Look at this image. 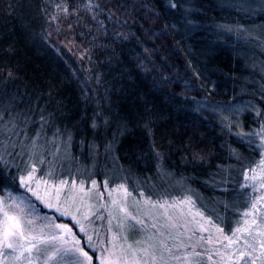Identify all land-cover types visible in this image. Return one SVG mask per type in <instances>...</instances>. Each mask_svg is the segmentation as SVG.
<instances>
[{"label":"snow or ice","instance_id":"6c2138e0","mask_svg":"<svg viewBox=\"0 0 264 264\" xmlns=\"http://www.w3.org/2000/svg\"><path fill=\"white\" fill-rule=\"evenodd\" d=\"M169 6L183 7L180 0ZM220 7L235 18L212 25L213 34L242 43L239 54L258 80L244 78L239 95L248 99L241 103L235 96L213 103L214 88L192 98L200 121L211 118L229 139L220 150L203 133L183 142L180 162L191 175L166 164L153 130L158 117L147 106L135 124L148 148L131 151L152 175H137L116 154L129 118L110 107L111 115L94 111L92 139L77 141L73 128L59 122V106H22L23 96L6 88L15 78L7 72L0 81V264H264V60L256 55L264 56V0H223ZM37 9L48 23L75 17L93 43L106 41L102 47L127 39L109 29L121 20L103 0H44ZM188 13L185 28L198 27ZM113 124L112 138L98 142L96 134Z\"/></svg>","mask_w":264,"mask_h":264},{"label":"trees","instance_id":"16d2710c","mask_svg":"<svg viewBox=\"0 0 264 264\" xmlns=\"http://www.w3.org/2000/svg\"><path fill=\"white\" fill-rule=\"evenodd\" d=\"M43 2L0 0V81L13 72L15 78L6 88L23 96L22 106L47 105L49 110L59 106V122L73 128L77 141L82 136L92 139L89 124L94 111L102 109L111 115L110 107L129 118L130 131L118 137L116 154L121 164L133 163L137 175H152L143 162L135 163L131 151L137 146L148 148L147 134L135 124L145 106L158 117L153 125L156 144L168 153L166 164L173 170L192 174L180 162V150L189 137L199 138L203 133L213 138L216 150L229 139L211 118L201 122L192 110V98L200 100L213 88L214 95L209 97L213 103L234 96L241 103L248 99L239 95L244 78L258 80L250 76L252 69L239 54L245 51L242 43L235 38L224 42L212 32L215 23L235 18L234 12L221 10L223 0H180L183 7L178 10L169 6V0H103L114 11L117 4L123 5L116 11L121 23L108 27L127 39L111 47H102L103 39L93 43L87 28L75 25V17L46 22L37 9ZM185 10L198 27L185 28ZM256 55L264 60L258 51ZM115 132V124L101 128L97 141L111 139ZM169 140L173 143L168 144ZM73 151L79 156L78 145ZM94 178L105 179L103 173Z\"/></svg>","mask_w":264,"mask_h":264},{"label":"rangeland","instance_id":"374dc122","mask_svg":"<svg viewBox=\"0 0 264 264\" xmlns=\"http://www.w3.org/2000/svg\"><path fill=\"white\" fill-rule=\"evenodd\" d=\"M47 211V210H46Z\"/></svg>","mask_w":264,"mask_h":264}]
</instances>
